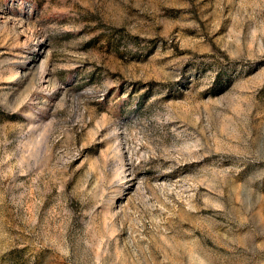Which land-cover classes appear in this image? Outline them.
I'll use <instances>...</instances> for the list:
<instances>
[{
    "label": "rangeland",
    "instance_id": "374dc122",
    "mask_svg": "<svg viewBox=\"0 0 264 264\" xmlns=\"http://www.w3.org/2000/svg\"><path fill=\"white\" fill-rule=\"evenodd\" d=\"M0 264H264V0H0Z\"/></svg>",
    "mask_w": 264,
    "mask_h": 264
}]
</instances>
